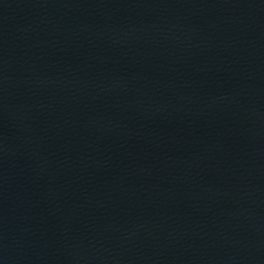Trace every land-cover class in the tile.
Wrapping results in <instances>:
<instances>
[{
    "label": "water",
    "instance_id": "obj_1",
    "mask_svg": "<svg viewBox=\"0 0 264 264\" xmlns=\"http://www.w3.org/2000/svg\"><path fill=\"white\" fill-rule=\"evenodd\" d=\"M0 264H264V0H0Z\"/></svg>",
    "mask_w": 264,
    "mask_h": 264
}]
</instances>
